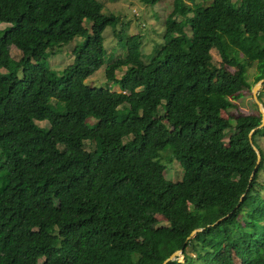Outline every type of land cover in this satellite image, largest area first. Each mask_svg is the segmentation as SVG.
<instances>
[{
	"label": "trees",
	"instance_id": "1",
	"mask_svg": "<svg viewBox=\"0 0 264 264\" xmlns=\"http://www.w3.org/2000/svg\"><path fill=\"white\" fill-rule=\"evenodd\" d=\"M118 21L93 0H0V264H162L177 249L165 264H264L261 114L219 111L251 88L248 64L264 77V0H172L148 61L140 34L115 30L127 54L105 65L110 90L86 78ZM77 34L51 69L47 48Z\"/></svg>",
	"mask_w": 264,
	"mask_h": 264
},
{
	"label": "rangeland",
	"instance_id": "2",
	"mask_svg": "<svg viewBox=\"0 0 264 264\" xmlns=\"http://www.w3.org/2000/svg\"><path fill=\"white\" fill-rule=\"evenodd\" d=\"M101 5L103 12H112L119 16V20L114 27L107 25L102 32L104 46L106 49V59L103 65L96 69L91 75L86 78V82L91 85H102L109 88L110 90H120V85L108 81L105 76V65L111 62L114 58L121 57L127 54L123 42H118V36L115 30L123 31V36L126 38L131 34H140L142 36L141 48L144 54V59L148 61L152 56L154 46L160 42L168 41L171 36H167L165 32L164 19L166 14L172 9V0H158L154 4H146L143 0H93ZM190 3V0H186ZM4 24L0 23V27ZM85 25L88 22L85 21ZM39 26H43L42 24ZM85 37L83 35H74L70 40L61 43L53 44L47 48L45 54V62L51 68L55 70H61L67 63L72 60V48L76 44H83ZM17 45L13 44L11 47V55L14 58H19L21 54L20 47L30 46V41L22 34L17 37ZM256 42L258 43L260 49V54L264 53V36L259 34L256 37ZM225 52L229 54L231 58H237L238 50L237 48L226 45ZM211 54L213 57V62L218 63L221 60L219 51L216 48L211 49ZM225 65L233 69L232 62H225ZM123 69L118 68L116 70V75H120ZM258 69L256 63L248 64L246 69V75L249 82H251V88H243L238 92L236 98H232L236 106H231L227 110L219 109L223 116H228L230 114L237 115L239 113H248L250 111L258 110L260 113L259 103L255 99V91L260 92V96L263 101L264 107V78L261 80L259 86L253 90V85L257 82L255 74ZM259 98V97H258ZM252 99L255 101L256 105H251ZM261 114V113H260ZM89 126H94L96 120L93 118H87L86 120ZM42 125H47V121L43 120L39 122ZM260 143L264 149V131L259 137ZM225 151L227 153H234L231 146L226 144ZM237 160L241 157L237 156ZM163 161L167 164L165 170V176L168 178H175L181 174V166L176 159L171 162H167L165 158ZM262 180L260 181L261 191L260 194L264 198V170H262ZM159 223H165L166 220L162 216H158ZM216 257L224 260V254L222 250H219Z\"/></svg>",
	"mask_w": 264,
	"mask_h": 264
},
{
	"label": "water",
	"instance_id": "3",
	"mask_svg": "<svg viewBox=\"0 0 264 264\" xmlns=\"http://www.w3.org/2000/svg\"><path fill=\"white\" fill-rule=\"evenodd\" d=\"M263 78H264V77H263ZM263 78L257 80V82L253 85V90H254V91H255V88H257V87L259 86V84H260V82H261V80H262ZM254 93H255V99H256V101L259 103V108H260V113H261V123H260L258 126L252 128V129L250 130V132H249V136H251V134H252V132H253V130H254L255 128L264 125V107H263L262 103L260 102V100H259V98H258V92H257V94H256V91H255ZM253 147H254V149H255V151H256V153H257V162H259V160H260V151H259V149H258L255 145H253ZM250 176H252V173H251ZM242 196H243V194H242ZM221 218H222V217H220L219 219H221ZM219 219H218V220H219ZM218 220H216V221H218ZM216 221H215V222H216ZM201 229H202L201 227H200V228H195V229H193V230L191 231L190 235L194 234L196 231L201 230ZM190 235H189V236H190ZM189 236H188V237H189ZM180 252H181V249H177V250L173 251V252H172V253H171V254H170V255H169V256L163 261L162 264H165L168 260H171V259L175 258V256H176L177 254H179Z\"/></svg>",
	"mask_w": 264,
	"mask_h": 264
}]
</instances>
